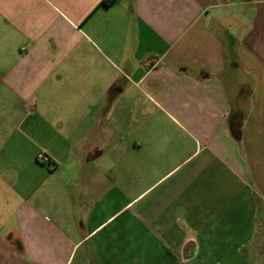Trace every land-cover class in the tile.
I'll list each match as a JSON object with an SVG mask.
<instances>
[{"label": "crops", "instance_id": "crops-1", "mask_svg": "<svg viewBox=\"0 0 264 264\" xmlns=\"http://www.w3.org/2000/svg\"><path fill=\"white\" fill-rule=\"evenodd\" d=\"M259 206L264 0H0V264H264Z\"/></svg>", "mask_w": 264, "mask_h": 264}, {"label": "built area", "instance_id": "built-area-1", "mask_svg": "<svg viewBox=\"0 0 264 264\" xmlns=\"http://www.w3.org/2000/svg\"><path fill=\"white\" fill-rule=\"evenodd\" d=\"M37 160H38L39 162H41V163H44V164H46V163L49 162L48 157H47L46 155H44V154H39V155L37 156Z\"/></svg>", "mask_w": 264, "mask_h": 264}, {"label": "trees", "instance_id": "trees-1", "mask_svg": "<svg viewBox=\"0 0 264 264\" xmlns=\"http://www.w3.org/2000/svg\"><path fill=\"white\" fill-rule=\"evenodd\" d=\"M112 1H104L105 5H109Z\"/></svg>", "mask_w": 264, "mask_h": 264}, {"label": "rangeland", "instance_id": "rangeland-1", "mask_svg": "<svg viewBox=\"0 0 264 264\" xmlns=\"http://www.w3.org/2000/svg\"><path fill=\"white\" fill-rule=\"evenodd\" d=\"M264 211V208H262L261 206H259V212Z\"/></svg>", "mask_w": 264, "mask_h": 264}]
</instances>
